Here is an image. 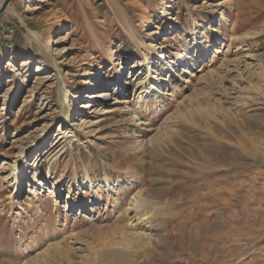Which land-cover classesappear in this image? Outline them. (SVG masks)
Returning a JSON list of instances; mask_svg holds the SVG:
<instances>
[{
	"label": "rangeland",
	"instance_id": "rangeland-1",
	"mask_svg": "<svg viewBox=\"0 0 264 264\" xmlns=\"http://www.w3.org/2000/svg\"><path fill=\"white\" fill-rule=\"evenodd\" d=\"M162 78L165 92L149 89L138 107L143 86ZM102 90L113 95L93 96ZM36 177L45 185L30 194ZM77 178L109 186L96 195ZM141 193L153 212L132 221L126 208ZM72 196L97 201L87 210L99 206L97 219ZM35 259L264 264V0L7 3L0 264Z\"/></svg>",
	"mask_w": 264,
	"mask_h": 264
},
{
	"label": "bare ground",
	"instance_id": "bare-ground-1",
	"mask_svg": "<svg viewBox=\"0 0 264 264\" xmlns=\"http://www.w3.org/2000/svg\"><path fill=\"white\" fill-rule=\"evenodd\" d=\"M2 4V1L0 2V5ZM173 29V28H172ZM176 31V30H175ZM174 31V32H175ZM163 46H162V43L160 44V46L158 47V48H162ZM173 55H174V57L175 58H177L178 60H180V57H178V55L174 52L173 53ZM160 61L162 62L161 64L163 65V67L164 66H167V65H169V63L167 62V60H165V55H162V54H160ZM32 58V57H31ZM198 58L200 59L201 58V54H199L198 55ZM32 61H28V63H31ZM191 66H193V64H195V62L194 61H192L191 62ZM161 65V66H162ZM150 68H151V66H150V64L147 66V72L142 76V77H140V79L138 78H135L136 76H135V74L134 73H132L131 74V76H130V78H135V80L137 81L136 82V88H138V87H140V84L144 81V82H146V79H147V76H148V72L150 71ZM40 69V68H39ZM203 69H201V71H202ZM131 72V71H130ZM96 74V73H95ZM97 76H99V75H97ZM163 80H166L165 78H162V79H158L157 81H156V83H154V84H151V82L150 81H148L147 83H146V85L145 86H143L144 88H142L143 89V91L141 92V93H139V95L137 96V106L138 107H140L141 106V103L144 101V96H143V94L145 93V92H147L149 89H154V90H156V93H159V92H163L164 90H163V83H162V81ZM138 90H140V89H138ZM165 92V91H164ZM109 95H113L112 93H110V92H107V91H105V90H102V91H100V92H98L97 94H94L93 96L94 97H96V98H101V97H104V96H109ZM86 98H89L88 97V95H84ZM92 96V97H93ZM112 99H115V97L114 98H111V100ZM91 103V102H90ZM118 103V102H117ZM90 104L88 103H86V104H84V106H89ZM128 107V106H127ZM116 110V109H115ZM110 111H114V110H108L107 112H110ZM104 112H106L105 111V109H103V113ZM128 114H129V118L130 119H132V120H134L135 122H139L140 123V125H142L143 126V129H146V122L144 121V123H142L141 124V120H142V117H141V115L139 114V113H137L136 112V108L135 109H132V108H129L128 107V110L126 111ZM59 135H62V137H61V139H63V138H65L66 136L65 135H63V134H59ZM65 140H67L66 138H65ZM144 140H141L140 141V143H142ZM87 178H89V174L87 175ZM76 182H78V186H79V188L80 189H91L93 192H94V194H96V195H98V193L100 192V191H103L104 190V188L106 187V186H109V184L107 183L108 181H106V184H104V185H95V184H90L89 182H83L82 184H79V179L77 178L76 179ZM43 185H45V182H44V180L43 179H41V178H38V177H36L35 179H34V181L33 182H30V186H29V189H28V193H36V192H38V190H39V188L41 187V186H43ZM109 191V190H108ZM56 193H57V188H56V186H54L53 188H51L50 189V191H49V197H55L56 196ZM152 200V199H151ZM147 196H145L144 195V193H141V194H138V196L137 195H135L132 199H131V201H130V203H128V205H127V208H126V210H128V211H130L131 212V220L132 221H137V220H139V218H145L146 216H148V215H150V213L151 212H153L152 211V209H150V207H151V205H152V201H151ZM155 200V199H154ZM91 202L93 203V204H95L96 202L95 201H88L87 199H82V198H79V199H76V198H73V196L72 197H70V202H68V203H71L70 205H75L77 208H78V213H81V214H83L84 215V217L85 218H87L88 220H91V221H94V220H96L97 219V217H98V213H100L101 211H100V207L98 206H94V207H92L93 208V211L95 212V215L93 216V217H89V216H87V210L90 208L89 206H91L90 204H91ZM158 202V201H157ZM117 203V202H116ZM69 205V204H68ZM67 205V206H68ZM155 205V204H154ZM157 205V204H156ZM154 207V206H153ZM156 207V206H155ZM154 207V208H155ZM154 208H153V210H154ZM92 210V209H91ZM92 211V212H93ZM155 212L156 211H154V214H155ZM159 212V211H158ZM157 212V213H158ZM97 215V216H96ZM116 227H118V226H116ZM95 232V231H94ZM124 233V232H123ZM93 235H94V233H93ZM136 237H137V239H141V237H143V235H140V234H138V233H135V235L134 236H131L130 237V239H129V242L130 243H132L133 244V242H134V240L136 239ZM145 237V236H144ZM135 243V242H134ZM37 256H35V258H36ZM30 259H33L34 260V258H30ZM29 259V262L31 261ZM32 260V261H33ZM36 261H37V259H35ZM39 260V259H38ZM31 261V262H32ZM35 262V261H34ZM29 264H31V263H29ZM36 264H38V261L36 262ZM124 264H130V262L129 261H126Z\"/></svg>",
	"mask_w": 264,
	"mask_h": 264
},
{
	"label": "water",
	"instance_id": "water-1",
	"mask_svg": "<svg viewBox=\"0 0 264 264\" xmlns=\"http://www.w3.org/2000/svg\"><path fill=\"white\" fill-rule=\"evenodd\" d=\"M10 0H4L3 4H2V8L0 9V12L2 11V9L7 5V3L9 2Z\"/></svg>",
	"mask_w": 264,
	"mask_h": 264
}]
</instances>
